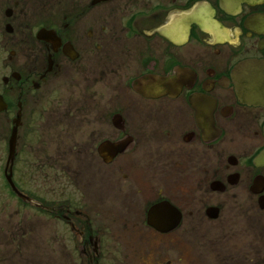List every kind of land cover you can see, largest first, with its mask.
Here are the masks:
<instances>
[{
  "label": "flooded vegetation",
  "instance_id": "1",
  "mask_svg": "<svg viewBox=\"0 0 264 264\" xmlns=\"http://www.w3.org/2000/svg\"><path fill=\"white\" fill-rule=\"evenodd\" d=\"M248 58L264 0H0V126L9 143L18 119V187L56 242L80 264L109 245L120 264H264V107L231 78Z\"/></svg>",
  "mask_w": 264,
  "mask_h": 264
},
{
  "label": "rangeland",
  "instance_id": "2",
  "mask_svg": "<svg viewBox=\"0 0 264 264\" xmlns=\"http://www.w3.org/2000/svg\"><path fill=\"white\" fill-rule=\"evenodd\" d=\"M3 133L0 126V264H71L69 263L70 250H74L72 245H63L57 243L66 235L67 229L62 234L59 230V239L57 237L56 225L51 222L37 221L32 223L35 233L41 237L40 243H29L21 237L19 241L15 239V232L20 229L19 216L14 211L6 207L8 204L7 191H5V152L7 150L5 143L2 141ZM5 205V209L3 206ZM10 213V221L4 223L3 216ZM8 234L9 236H7ZM15 239V240H14ZM48 239L53 243L51 244ZM67 238H64L66 240ZM110 245L106 248V259L110 264H120L117 255L112 251ZM121 249H119L120 254ZM109 264V262H107Z\"/></svg>",
  "mask_w": 264,
  "mask_h": 264
},
{
  "label": "water",
  "instance_id": "3",
  "mask_svg": "<svg viewBox=\"0 0 264 264\" xmlns=\"http://www.w3.org/2000/svg\"><path fill=\"white\" fill-rule=\"evenodd\" d=\"M248 71H251L252 78L249 79V81H246L251 87L254 88L252 96H254V99L257 101L262 100V89L264 88V63H250L242 65L239 69V74L241 77H243ZM247 90V88H246ZM244 90L241 91L242 95H247Z\"/></svg>",
  "mask_w": 264,
  "mask_h": 264
}]
</instances>
